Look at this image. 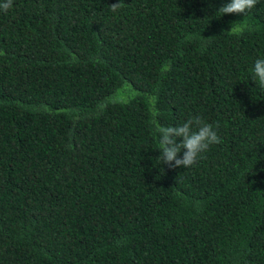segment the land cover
<instances>
[{
    "label": "trees",
    "instance_id": "1",
    "mask_svg": "<svg viewBox=\"0 0 264 264\" xmlns=\"http://www.w3.org/2000/svg\"><path fill=\"white\" fill-rule=\"evenodd\" d=\"M118 2L0 9V264H264V0ZM195 116L221 143L162 165Z\"/></svg>",
    "mask_w": 264,
    "mask_h": 264
},
{
    "label": "clouds",
    "instance_id": "2",
    "mask_svg": "<svg viewBox=\"0 0 264 264\" xmlns=\"http://www.w3.org/2000/svg\"><path fill=\"white\" fill-rule=\"evenodd\" d=\"M257 3L258 0H229L227 4L219 7L215 14H218L219 17L229 14L243 15L254 8ZM124 5L123 0H120V2L112 4L109 9L115 12ZM12 6L13 0H6L5 3L0 4V9L7 11ZM244 27L239 22L234 23L230 31H243ZM252 74V81L264 86V58H257L253 62ZM154 131L157 134L159 152L161 153L157 159L161 161L162 165H169L172 168H190L198 159L203 158L202 154L206 153L211 145L221 143L213 126L205 123L199 116L189 118L184 123L175 126H164L156 121ZM182 150L183 155L178 158V154Z\"/></svg>",
    "mask_w": 264,
    "mask_h": 264
}]
</instances>
